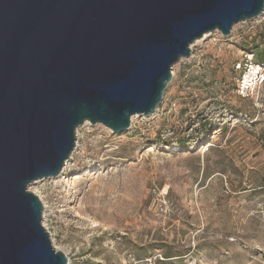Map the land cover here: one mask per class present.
Here are the masks:
<instances>
[{"label":"rangeland","instance_id":"rangeland-1","mask_svg":"<svg viewBox=\"0 0 264 264\" xmlns=\"http://www.w3.org/2000/svg\"><path fill=\"white\" fill-rule=\"evenodd\" d=\"M264 11L205 34L171 69L155 113L128 131L76 129L59 176L28 186L68 264H264Z\"/></svg>","mask_w":264,"mask_h":264},{"label":"water","instance_id":"water-1","mask_svg":"<svg viewBox=\"0 0 264 264\" xmlns=\"http://www.w3.org/2000/svg\"><path fill=\"white\" fill-rule=\"evenodd\" d=\"M264 0H0V264H68L28 186L57 177L89 122L157 111L171 69Z\"/></svg>","mask_w":264,"mask_h":264},{"label":"built area","instance_id":"built-area-1","mask_svg":"<svg viewBox=\"0 0 264 264\" xmlns=\"http://www.w3.org/2000/svg\"><path fill=\"white\" fill-rule=\"evenodd\" d=\"M252 60V56H245L244 63H239L236 67L237 70H242V66L244 67V72L238 82V92L241 95L253 92L264 81V77L261 74L263 65L254 64Z\"/></svg>","mask_w":264,"mask_h":264},{"label":"bare ground","instance_id":"bare-ground-1","mask_svg":"<svg viewBox=\"0 0 264 264\" xmlns=\"http://www.w3.org/2000/svg\"><path fill=\"white\" fill-rule=\"evenodd\" d=\"M136 116H137V115H135V116H132V117H131V120H133V119H134ZM71 154H72V153H71ZM65 165H66V162H65V164H64V166H63V167H65ZM62 169H63V168H62ZM59 175H60V174H59ZM59 175H58V176H59Z\"/></svg>","mask_w":264,"mask_h":264}]
</instances>
